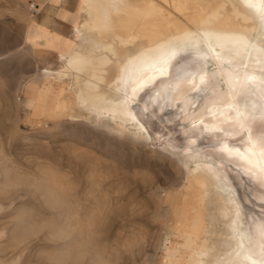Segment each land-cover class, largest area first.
I'll use <instances>...</instances> for the list:
<instances>
[{
	"label": "rangeland",
	"instance_id": "obj_1",
	"mask_svg": "<svg viewBox=\"0 0 264 264\" xmlns=\"http://www.w3.org/2000/svg\"><path fill=\"white\" fill-rule=\"evenodd\" d=\"M48 1L0 0V169L8 176L0 181V264H179L178 258L181 264H197L195 246L204 245L208 236H226L228 218L223 217L225 202L214 187L207 185L204 191L193 182L196 162L188 160L189 153L221 162L215 165L235 189L244 222L264 223V179H258L262 175L221 149L226 141L243 147L253 133L263 142L264 114L257 112L249 131L236 135L205 128L201 123L208 115L198 118L197 111L206 94L221 82L220 88L229 91L226 81L216 77L208 87L188 92L187 101L154 102L150 87L135 104L144 131L130 124L122 129L113 120L99 118L90 103L79 98L84 75L78 66L65 68L62 53L42 52L31 43L30 25ZM75 1L77 16L84 20L88 12L81 0ZM143 1L97 0L98 12L106 16L100 13L95 24L107 25L105 35L112 23L125 33L143 34L147 26L149 36L141 35L144 43L153 34L150 28L165 30L167 25L173 32L174 21H186L200 6L198 0H155L159 8L148 10ZM54 3L68 5L69 0ZM116 7L121 21L115 15L111 20ZM108 20L109 25L104 22ZM130 22L138 29L128 26ZM78 42L77 37L75 45ZM179 56L173 67L176 75L190 68L207 73L216 68H206L208 61L192 52ZM234 61L227 59L223 65L240 69ZM63 68L67 72L60 81L57 70ZM49 198L51 204L46 203ZM199 215L203 228L196 232L200 238L191 242L181 233L190 231L183 224L190 225ZM204 260L211 263V258Z\"/></svg>",
	"mask_w": 264,
	"mask_h": 264
},
{
	"label": "bare ground",
	"instance_id": "obj_2",
	"mask_svg": "<svg viewBox=\"0 0 264 264\" xmlns=\"http://www.w3.org/2000/svg\"><path fill=\"white\" fill-rule=\"evenodd\" d=\"M96 1L83 0L88 16L80 25L79 42L70 55L62 54L60 57L66 61L63 67L78 66V73L84 75L79 82L77 93L84 104L90 103L91 109L97 112L99 118L113 120L122 129L130 124L141 131L146 127L139 117L135 104L139 96L146 93L150 87H153L154 92L152 91L151 96L154 102L160 99H170L173 102L180 99L187 101L188 92L199 87H208L209 80L216 77H222L226 81L229 91H223L225 89L220 88L222 82L218 78L221 82L220 86L215 84L210 89V93L206 94L205 102H202L203 107L201 106V109L197 111L198 118L208 115L201 123L205 128L214 132L223 130L226 134L236 135L240 130L249 128L257 112L264 114V79L261 77L262 72L264 73V0H198L200 6L193 9L194 11L187 16L186 21L181 20L183 17L174 23L171 22L173 20L170 21L176 26L175 31L168 32L167 25L165 26L166 31L159 26L158 30L150 28L153 34L144 43H141V35L149 36L144 32L149 30L147 26L145 29L143 26L139 27L140 29L143 27V34H140V30H138L139 33L132 30L125 33L122 32L123 30L120 31L122 26L118 30L115 27L116 24L114 25L111 21L112 27L105 35L107 25L103 22L100 25L95 24L101 15L106 16L98 12L100 8L96 7ZM111 1L109 0V3ZM136 2V5L139 4L138 1ZM156 2L155 0H144L142 7L148 10L155 9L159 6ZM182 5L183 2L180 6ZM119 10L120 8H117L112 11L111 20L118 18L116 15H119ZM122 13L123 11L120 12ZM109 17L107 15L106 18ZM106 18L103 20H107ZM124 18L129 22L127 15ZM104 22L108 24L109 20ZM132 23L128 26L133 27L132 25L136 22ZM126 28L138 29V27L137 29L135 27ZM132 46H135V49H130ZM184 52L201 55L208 61L206 68H210V65H215L216 68L211 70V73H207L206 70L202 71V69L198 72L190 68L185 73L176 75L173 73V67L177 62L175 60L179 54ZM227 59H234L233 63L239 64L241 68H233L234 65L230 62V64L223 65ZM231 64L232 67H230ZM72 68L75 70L74 67ZM112 69L114 70L113 77L109 79L111 76H108ZM196 69L199 68L196 67ZM66 72L64 68L58 69L56 78L60 81L64 80ZM149 93L147 95H150ZM249 137L250 142L244 145L245 147L231 145L228 141L224 142L221 147L222 152L264 176V140L258 142L254 133ZM198 153L187 154L188 160L196 162L193 169V182L201 190L206 189L207 185L214 187L216 194L225 202L223 208L219 209L224 213L223 217L226 216L228 220L226 236L216 239L212 236H205L207 242L204 245L195 246L200 256L196 260L197 264H207L204 257L211 258L210 264H264V223L253 222L248 226L250 223L247 225L244 222L242 209L239 206L240 200H237L234 196L235 191H232L235 189L231 190L230 182L226 180L221 169L215 165L221 162L214 163ZM253 173L255 172H252V175ZM262 176L258 179H264ZM183 228H189L190 231H181V233L187 235L189 241L196 242L200 238L196 232L203 228L202 215H199L190 225L185 222ZM209 231L211 230L205 228V232ZM174 255L179 254L175 252ZM177 261L179 264L182 263L179 258Z\"/></svg>",
	"mask_w": 264,
	"mask_h": 264
},
{
	"label": "crops",
	"instance_id": "obj_3",
	"mask_svg": "<svg viewBox=\"0 0 264 264\" xmlns=\"http://www.w3.org/2000/svg\"><path fill=\"white\" fill-rule=\"evenodd\" d=\"M77 5L75 0H69L68 5L54 3V0L46 2L35 23L30 25L31 43L42 52L70 55L77 46V37L80 39L83 22L77 16Z\"/></svg>",
	"mask_w": 264,
	"mask_h": 264
},
{
	"label": "snow or ice",
	"instance_id": "obj_4",
	"mask_svg": "<svg viewBox=\"0 0 264 264\" xmlns=\"http://www.w3.org/2000/svg\"><path fill=\"white\" fill-rule=\"evenodd\" d=\"M37 7H38V5H37ZM149 119L151 120L152 117H149ZM160 119H163V116H160ZM6 179H8L7 173L5 172V170L0 169V181L6 180ZM46 203L51 204L52 200L49 198L46 200Z\"/></svg>",
	"mask_w": 264,
	"mask_h": 264
},
{
	"label": "clouds",
	"instance_id": "obj_5",
	"mask_svg": "<svg viewBox=\"0 0 264 264\" xmlns=\"http://www.w3.org/2000/svg\"><path fill=\"white\" fill-rule=\"evenodd\" d=\"M68 195H69V198H71V196H72L73 194L70 193V194H68Z\"/></svg>",
	"mask_w": 264,
	"mask_h": 264
}]
</instances>
